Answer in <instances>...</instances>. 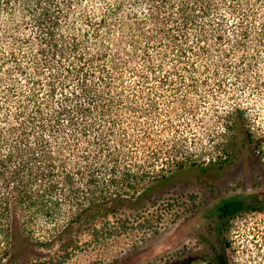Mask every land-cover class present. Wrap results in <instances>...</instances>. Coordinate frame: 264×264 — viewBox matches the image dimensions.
Wrapping results in <instances>:
<instances>
[{
	"label": "trees",
	"instance_id": "trees-1",
	"mask_svg": "<svg viewBox=\"0 0 264 264\" xmlns=\"http://www.w3.org/2000/svg\"><path fill=\"white\" fill-rule=\"evenodd\" d=\"M244 94L264 95V0H0V264L140 230L158 182L261 153ZM263 210L222 202L203 250L162 264H233L229 220Z\"/></svg>",
	"mask_w": 264,
	"mask_h": 264
},
{
	"label": "rangeland",
	"instance_id": "rangeland-1",
	"mask_svg": "<svg viewBox=\"0 0 264 264\" xmlns=\"http://www.w3.org/2000/svg\"><path fill=\"white\" fill-rule=\"evenodd\" d=\"M242 97L240 101L249 107L251 118L256 117L253 125L261 138V153L246 149L221 169L186 170L158 182L146 205L131 210L138 213V221H143V217L150 220L147 227L140 226V230H129L103 242L80 233L79 242L66 260L62 259L58 244L32 246L36 251L33 257L52 258L60 264H162L168 256L199 254L203 250L200 239L213 238L211 228L221 219L219 204L231 198L256 197L264 201V95ZM124 212L129 213L130 209ZM224 237L230 241L233 264L264 252V210L231 218ZM193 264L206 263L196 260Z\"/></svg>",
	"mask_w": 264,
	"mask_h": 264
}]
</instances>
